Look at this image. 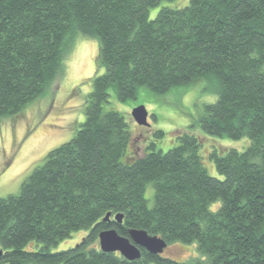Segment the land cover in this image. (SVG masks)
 I'll return each mask as SVG.
<instances>
[{"label": "trees", "instance_id": "trees-1", "mask_svg": "<svg viewBox=\"0 0 264 264\" xmlns=\"http://www.w3.org/2000/svg\"><path fill=\"white\" fill-rule=\"evenodd\" d=\"M162 1L0 0V117L47 90L77 37L99 42L85 120L18 194L0 196V264H264V0H190L150 18ZM201 78L214 82L218 98L199 127L250 145L211 152L220 177L209 173L192 131L167 152L153 141L129 156L130 124L109 106L111 92L125 101L142 86L166 93ZM107 228L197 242L202 258L178 261L141 247L142 257L129 260L94 244ZM82 229L89 232L74 246L51 249Z\"/></svg>", "mask_w": 264, "mask_h": 264}, {"label": "rangeland", "instance_id": "rangeland-1", "mask_svg": "<svg viewBox=\"0 0 264 264\" xmlns=\"http://www.w3.org/2000/svg\"><path fill=\"white\" fill-rule=\"evenodd\" d=\"M189 1L164 0L150 9V18L156 17L160 7H184ZM98 51L96 38L77 37L65 55L62 71L47 90L18 113L0 117V196L18 194L33 168L43 162L51 149L71 139L85 120V101L93 88L92 77L97 72ZM215 88L213 81L201 78L166 93H156L148 86H142L136 97L125 101L112 91L109 106L124 113L130 124L129 156L142 155L153 141H157V149L167 152L177 143L179 133L192 131L201 140L200 151L209 173L220 177L210 157L211 152L214 149L223 152L228 148L244 150L250 145V139L213 136L199 127L205 105L218 98ZM138 105L146 106L149 125L139 124L134 119L132 110ZM160 130L164 131V135L157 138L155 134ZM145 194L148 205L152 207L155 195L152 183L147 185ZM217 206L218 203L212 204L211 208L214 210ZM88 232V229L74 231L51 249L59 251L74 246ZM94 244H99V241ZM162 254L178 261L202 258L197 242L170 243Z\"/></svg>", "mask_w": 264, "mask_h": 264}, {"label": "water", "instance_id": "water-1", "mask_svg": "<svg viewBox=\"0 0 264 264\" xmlns=\"http://www.w3.org/2000/svg\"><path fill=\"white\" fill-rule=\"evenodd\" d=\"M134 119L143 125H149V112L145 105H138L132 110ZM111 212H108L104 221H110ZM114 219L122 223L123 214L117 213ZM99 244L105 252H119L129 260H137L142 257L141 247L153 254H162L168 246V242L159 235H152L145 229L133 228L129 236L121 235L116 228H107L99 233Z\"/></svg>", "mask_w": 264, "mask_h": 264}]
</instances>
